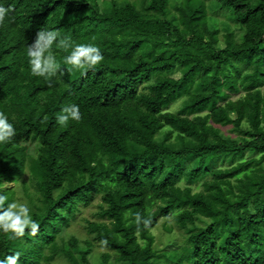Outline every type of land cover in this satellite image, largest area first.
Wrapping results in <instances>:
<instances>
[{"label": "trees", "instance_id": "16d2710c", "mask_svg": "<svg viewBox=\"0 0 264 264\" xmlns=\"http://www.w3.org/2000/svg\"><path fill=\"white\" fill-rule=\"evenodd\" d=\"M3 3L0 113L15 136L0 144V192L12 202L20 189L40 229L0 233V259L264 264V0ZM41 28L95 44L104 60L70 68L71 48L54 44L60 69L33 76L26 50ZM72 104L81 120L58 125ZM98 196L82 239L72 224ZM170 216L188 236L162 251L153 231Z\"/></svg>", "mask_w": 264, "mask_h": 264}, {"label": "clouds", "instance_id": "9594fccd", "mask_svg": "<svg viewBox=\"0 0 264 264\" xmlns=\"http://www.w3.org/2000/svg\"><path fill=\"white\" fill-rule=\"evenodd\" d=\"M11 11V6L6 7L3 0H0V23ZM71 48L70 54L64 57V63L70 68L79 70L93 69L101 64L104 55L101 49L95 44H70L67 38L61 37L56 30L41 28L33 43L28 44L26 56L28 65L33 76L49 78L54 76L60 69L56 57L52 52V46ZM80 108L72 104L62 109L56 116V123L60 126H67L69 121L79 122L81 120ZM15 136V128L9 122L8 116L0 113V144L8 143ZM8 197L0 192V233L10 234L9 238L23 236L28 230L29 234L36 235L40 229L39 223L32 218L31 209L27 203L13 200L7 202ZM135 223L139 227L143 225L145 230L152 226L151 217L135 214ZM20 253L6 255L0 259V264H18Z\"/></svg>", "mask_w": 264, "mask_h": 264}, {"label": "rangeland", "instance_id": "374dc122", "mask_svg": "<svg viewBox=\"0 0 264 264\" xmlns=\"http://www.w3.org/2000/svg\"><path fill=\"white\" fill-rule=\"evenodd\" d=\"M127 1V0H122ZM140 3V2H138ZM225 47L224 43L221 42L218 45V49L221 50ZM175 78H179V75H177ZM236 99V98H235ZM180 103L174 104L170 111H177L179 109ZM235 118V116L233 115ZM224 131L227 134H230V127L224 128ZM30 153L36 155V146L30 145ZM10 188L19 186L16 184H9L7 185ZM200 190V189H198ZM197 190V191H198ZM17 201L19 202H26L22 191L19 189V194L17 195ZM102 205L101 197H96V200L93 202V204L89 207H84L81 215L77 218V220L72 224L71 231L72 233H75L80 238H85L87 236L86 231L84 230V220L89 219L92 221H98V217L96 214L100 210V206ZM153 234L156 237L157 241V248L162 251H174L177 250L179 245L185 241L186 237L188 236V233L184 230H181L177 225L174 216H170L169 219L163 220L161 219L159 221V226L156 230L153 231ZM98 251L100 253L107 252V250L101 246H98ZM110 264H113L111 262Z\"/></svg>", "mask_w": 264, "mask_h": 264}]
</instances>
